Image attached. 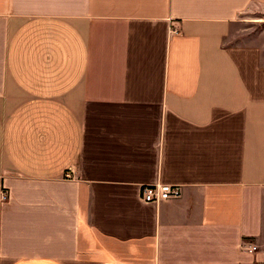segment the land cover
<instances>
[{"label": "crops", "instance_id": "0c3cea01", "mask_svg": "<svg viewBox=\"0 0 264 264\" xmlns=\"http://www.w3.org/2000/svg\"><path fill=\"white\" fill-rule=\"evenodd\" d=\"M257 22L264 0H0V264H264V39H231Z\"/></svg>", "mask_w": 264, "mask_h": 264}, {"label": "built area", "instance_id": "2783aa9c", "mask_svg": "<svg viewBox=\"0 0 264 264\" xmlns=\"http://www.w3.org/2000/svg\"><path fill=\"white\" fill-rule=\"evenodd\" d=\"M70 177V173H66ZM182 195V186L173 183H153L143 185L140 191V199L145 203H160L170 199L179 198ZM6 194H3V198ZM257 246H253L250 251H253Z\"/></svg>", "mask_w": 264, "mask_h": 264}, {"label": "rangeland", "instance_id": "374dc122", "mask_svg": "<svg viewBox=\"0 0 264 264\" xmlns=\"http://www.w3.org/2000/svg\"><path fill=\"white\" fill-rule=\"evenodd\" d=\"M245 26H248L246 27L248 28L247 30L241 31V34L239 33V35H235L231 39L235 40L237 43L254 42L257 44L260 42L259 39H261V37L264 39V36L259 35V33H264V22L249 23Z\"/></svg>", "mask_w": 264, "mask_h": 264}]
</instances>
